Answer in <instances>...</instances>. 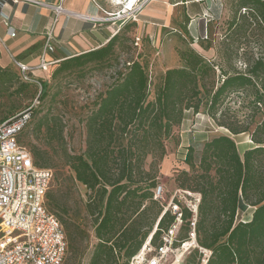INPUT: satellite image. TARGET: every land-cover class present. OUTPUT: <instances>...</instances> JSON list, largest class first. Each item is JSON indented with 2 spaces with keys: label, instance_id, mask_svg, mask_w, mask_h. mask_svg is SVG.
I'll return each instance as SVG.
<instances>
[{
  "label": "trees",
  "instance_id": "1",
  "mask_svg": "<svg viewBox=\"0 0 264 264\" xmlns=\"http://www.w3.org/2000/svg\"><path fill=\"white\" fill-rule=\"evenodd\" d=\"M235 2L236 14L228 28L230 37L252 36L264 41V0ZM123 28L104 46L59 62L56 70L51 69L50 77L83 71L92 63L102 66L116 57ZM180 56L183 66L169 68L154 92L147 66L131 60L124 71L118 72L115 83L101 94L86 119L85 153L65 152L64 166L69 167V178L90 190V200L96 203L93 214L98 215V243L89 264H130L151 234L152 242L159 244L175 215L170 210L164 212L165 207L155 197V168L164 159L166 141L182 124L186 111L198 113L203 106L218 126L233 135L251 133L254 146L242 156L232 136L214 137L204 145L197 169L189 149L186 162L201 173L182 172L179 181L182 188L201 194L198 244L212 250L207 264H264V53L245 60V69L234 71L208 61L192 49L180 52ZM14 80L20 81L22 87L38 83L25 80L21 72L0 66V82ZM39 81L41 104L50 83ZM230 102L238 104V108L232 110ZM33 112L34 108L30 121ZM33 156L37 166L48 168L42 152L35 150ZM149 157L152 161L147 170ZM250 207L254 208L252 218L237 221L238 214ZM191 216L185 207L180 241L188 237ZM62 223L69 250L78 252L83 233L80 226ZM193 253L187 257V264H200L199 249Z\"/></svg>",
  "mask_w": 264,
  "mask_h": 264
},
{
  "label": "rangeland",
  "instance_id": "2",
  "mask_svg": "<svg viewBox=\"0 0 264 264\" xmlns=\"http://www.w3.org/2000/svg\"><path fill=\"white\" fill-rule=\"evenodd\" d=\"M99 1L108 12L116 11L110 0ZM235 1L210 0L209 5H205V14L202 15L198 14L197 9L190 8L192 21H189L186 11L180 8L178 28L172 24L161 25L164 23L160 21L143 23L140 16L121 31L115 49L117 58H111L102 66L92 63L83 71L64 72L56 78H47L42 74L39 76L40 79L44 78V82L50 83L48 94L34 108L32 120L20 136V142L32 153L35 150L42 152L43 159L48 161V168L53 171L47 193L48 208L62 222L75 223L83 232L82 240L78 243L79 251L70 249L64 264H89L98 243L95 231L98 215L93 214L96 203L90 200L93 194L81 183L71 180L69 167L64 165L65 152L85 153L86 119L96 107L99 97L115 83L118 72L124 71L131 60H139L147 66L152 92L161 83L169 68L183 66L180 52L190 49L226 70L245 69V60L264 53V41L259 38L255 40L252 36L239 39L236 36L230 37L228 28L236 14ZM102 16L107 15L104 13ZM50 72L51 68L48 67L46 75ZM217 72L220 74V69ZM218 79L217 76L216 81ZM40 90L39 83L22 87V83L17 80L11 83L0 82V120L27 110L40 94ZM230 104L232 110L239 106L233 102ZM220 135L232 136L242 156L247 149L254 146L251 133L233 135L227 128L217 125L207 113L206 106L198 113L193 110L186 111L182 124L174 128L171 137L166 141L167 153L164 159L155 168L158 171V186H162L164 190L157 200L164 209L170 210L173 202L185 206L184 202L195 201L196 192L182 188L179 181L182 172L201 173L187 164L188 151L192 149L197 169L206 142ZM151 161L152 158L149 157L147 170L150 169ZM253 210L250 207L246 212L239 213L237 221L250 220ZM183 227L185 229L184 225ZM194 250L188 256H192Z\"/></svg>",
  "mask_w": 264,
  "mask_h": 264
},
{
  "label": "built area",
  "instance_id": "3",
  "mask_svg": "<svg viewBox=\"0 0 264 264\" xmlns=\"http://www.w3.org/2000/svg\"><path fill=\"white\" fill-rule=\"evenodd\" d=\"M2 0H0L1 2ZM13 3H25L40 7H51L57 15L66 12L62 5H51L43 0H6ZM152 0H110L116 11L101 10L106 17L99 21L120 22L119 32L126 24L138 20L143 9ZM8 32H16L8 18L5 20ZM53 33H47L46 52L54 50ZM49 62L43 57L40 68L47 70ZM20 72L25 80L34 79L29 73L30 67L19 63ZM40 95V94H39ZM20 114L0 120V264H64L68 255L69 241L66 229L60 218L52 212L46 203V196L53 171L35 164L32 151L20 142L19 136L28 124L32 108L40 104V96ZM1 103V98H0ZM163 187L158 186L155 197H161ZM194 202H178L170 205L175 215L174 223L161 234L159 244L152 242L153 234L130 261V264H187L192 249H199L201 263L207 264L212 250L201 247L197 241L198 210L201 194L196 193ZM188 208L190 231L185 240L180 241L178 232L183 220V209ZM169 209H165L164 212ZM158 229V224L154 231Z\"/></svg>",
  "mask_w": 264,
  "mask_h": 264
},
{
  "label": "crops",
  "instance_id": "4",
  "mask_svg": "<svg viewBox=\"0 0 264 264\" xmlns=\"http://www.w3.org/2000/svg\"><path fill=\"white\" fill-rule=\"evenodd\" d=\"M51 5H62L66 12L56 14L51 7H40L25 3L0 2V66L20 72L19 63L30 67L31 76L40 80L42 58L49 68L58 66L62 60L98 49L116 34L120 22L99 21L105 6L99 0H43ZM210 0H152L140 13L143 23L163 22L161 25L179 27V9L186 11L189 21L193 16L190 8L205 14ZM8 18L16 32L11 36L5 20ZM52 30L54 50L46 52L47 33ZM42 76V77H43ZM44 79V78H42Z\"/></svg>",
  "mask_w": 264,
  "mask_h": 264
},
{
  "label": "bare ground",
  "instance_id": "5",
  "mask_svg": "<svg viewBox=\"0 0 264 264\" xmlns=\"http://www.w3.org/2000/svg\"><path fill=\"white\" fill-rule=\"evenodd\" d=\"M48 70V69H47Z\"/></svg>",
  "mask_w": 264,
  "mask_h": 264
}]
</instances>
